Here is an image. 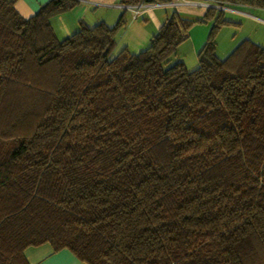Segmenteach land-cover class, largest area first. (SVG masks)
<instances>
[{
    "label": "trees",
    "instance_id": "1",
    "mask_svg": "<svg viewBox=\"0 0 264 264\" xmlns=\"http://www.w3.org/2000/svg\"><path fill=\"white\" fill-rule=\"evenodd\" d=\"M17 1L0 0V264L43 244L85 264H264V47L220 59L232 22L208 8L115 54L124 17L59 40L51 18L82 0L28 18ZM211 20L197 68L171 63Z\"/></svg>",
    "mask_w": 264,
    "mask_h": 264
},
{
    "label": "crops",
    "instance_id": "2",
    "mask_svg": "<svg viewBox=\"0 0 264 264\" xmlns=\"http://www.w3.org/2000/svg\"><path fill=\"white\" fill-rule=\"evenodd\" d=\"M49 1L50 0H18L15 7L22 17L28 18L34 15L40 6ZM97 8L98 10L109 8L112 12L106 14L108 12L105 11L101 16H96L98 12H96ZM208 8H215L224 13L231 11L229 12L232 17L230 18L231 21L233 18L245 17L247 18V22H261V24L258 25L264 26V8L230 2L226 3L222 0H172L171 2L163 4H145L140 7L138 14L134 13V9H128L126 6L122 5L120 0H82L71 11L51 18L50 24L57 39L63 40L79 30L81 21L89 26H93L100 20L108 26H113L121 17H124L125 25L118 34L115 54L120 52L123 48H128L132 52L137 53L148 45L150 38L157 33L160 26L172 12L176 11L182 15L199 18L206 13ZM120 9L126 11V13L121 12ZM94 16H96V20ZM233 22L235 23L234 26L229 28L236 30V34L243 30L245 23ZM199 24L194 25L189 31L188 39L191 40L193 44L192 49L194 51L204 46L209 32L207 28L200 29V31L196 32V35H193L196 26ZM221 34L222 30L217 37V41L221 38ZM234 37L235 35L230 38L227 47L225 46L223 50L224 56L231 53L230 50L238 41L241 43L244 40H251L261 47H264V29H255L254 33H251L247 38L244 36L237 40V38ZM219 50V44H217V56L222 55L219 54ZM176 61L183 62L180 57H177ZM24 256L29 264H85L78 260L69 250L64 249L59 252H54L50 244L28 248L25 250Z\"/></svg>",
    "mask_w": 264,
    "mask_h": 264
},
{
    "label": "rangeland",
    "instance_id": "3",
    "mask_svg": "<svg viewBox=\"0 0 264 264\" xmlns=\"http://www.w3.org/2000/svg\"><path fill=\"white\" fill-rule=\"evenodd\" d=\"M102 9L98 10V8H97L96 12L97 11L98 12H97L96 16H101L105 11L108 12L106 14H109V13L112 12V10L109 9V8H107V9L106 8H102ZM120 11L123 12V13L124 12L126 13V11H123L121 9H120ZM229 12H231V11L225 12L224 15H226L225 16L226 19L231 21L230 18H232V17L229 14ZM96 16H94L95 20H96ZM106 17L108 18V16H106ZM108 19H110V18H108ZM246 19L247 18H245V17H243V18H240V17L239 18H233V20L231 21L232 22L231 24H228V25H226V26H224V27H222L220 29V31L222 30L221 38H219V41H217V38H216V42H217V44H219V49H220L219 50V54H222V55H218L220 59L224 60L228 56V55L224 56V54H223L224 51L223 50L225 49V46L227 47V44H228V42H229V40H230V38L232 36L235 35L234 38H237V40H239L240 38H242L244 36H246L245 38H247L251 33H254L255 29H264V26L258 25V24H261V22H258V23L247 22ZM233 21L239 22V23H245V25L243 27V30H241L239 33L237 32V34H236V30H234L233 28H229V27H233L234 26L235 23ZM98 22H101V21L99 20ZM213 25H214V21L213 20H211V21H209L207 23H200L198 26H196V28L194 30L195 32L193 33V35L194 34L196 35V32L200 31V29H206V28L209 30V32H208V35H209ZM224 28H225V30H224ZM220 31H219V33H220ZM219 33H218V35H219ZM208 35H207V37H208ZM218 35H217V37H218ZM245 38H243V39H245ZM243 39H241V40H243ZM239 43H240L239 41L237 43H235L236 45L230 51L232 52V50H234V48ZM192 47H193V44L191 43L190 39H187L186 41H184L177 48V50L175 51V55H173L171 57L170 62L172 63V62L177 60V57H180L183 60V63L185 64V67L187 68L188 71L195 70L197 68V66H198V53H199V51L202 48L198 49L197 51H194L192 49ZM228 54H229V52H228Z\"/></svg>",
    "mask_w": 264,
    "mask_h": 264
},
{
    "label": "built area",
    "instance_id": "4",
    "mask_svg": "<svg viewBox=\"0 0 264 264\" xmlns=\"http://www.w3.org/2000/svg\"><path fill=\"white\" fill-rule=\"evenodd\" d=\"M145 4L144 3H140V4H138V5H135V6H126V8H128V9H134L135 10V12L134 13H136V14H138L139 13V10H140V7H142V6H144ZM218 8V7H217ZM221 8V7H220Z\"/></svg>",
    "mask_w": 264,
    "mask_h": 264
}]
</instances>
